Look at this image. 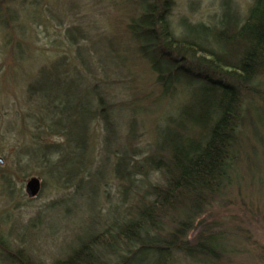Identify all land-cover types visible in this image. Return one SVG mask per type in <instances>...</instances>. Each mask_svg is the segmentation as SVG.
Returning <instances> with one entry per match:
<instances>
[{
  "label": "rangeland",
  "instance_id": "374dc122",
  "mask_svg": "<svg viewBox=\"0 0 264 264\" xmlns=\"http://www.w3.org/2000/svg\"><path fill=\"white\" fill-rule=\"evenodd\" d=\"M251 1L232 0L233 9L244 14ZM219 3L174 0L172 29L187 34L181 18L211 23ZM139 7L138 0H0V259L3 244L34 264H51L65 257L77 236L100 230L115 212L123 213L120 195L126 184L114 173V153L133 152L139 161L155 150L158 134L171 127L182 92L158 99L155 76L135 53L127 29ZM64 55L70 67L58 61L57 69H49L41 82L44 92L75 104L91 95L94 82L100 83L113 106L114 132L106 144L99 118L85 133L76 113L68 110L61 115L69 128L67 140L42 134L50 144L45 153L33 143L32 134L39 130L27 115L36 101L28 99L26 86L40 68ZM82 66L92 69L87 70L90 77ZM58 67L67 70L62 77ZM257 87L264 90V73ZM244 116L232 183L205 208L192 231L222 235V251H216L214 261L179 257V264H264V103L246 97ZM23 145L30 155L17 160L14 152ZM30 177L40 184L33 197L24 189ZM157 178L150 173L148 180ZM142 256L137 252L130 264H143Z\"/></svg>",
  "mask_w": 264,
  "mask_h": 264
},
{
  "label": "trees",
  "instance_id": "16d2710c",
  "mask_svg": "<svg viewBox=\"0 0 264 264\" xmlns=\"http://www.w3.org/2000/svg\"><path fill=\"white\" fill-rule=\"evenodd\" d=\"M138 1L139 11L127 27L134 51L154 74L158 99L178 92L182 98L171 127L158 134L154 151L139 161L132 158L133 152L114 153V173L126 184L120 195L123 213L115 212L100 230L77 236L65 257L51 264H130L137 252L143 254V264H179V257L214 261L221 250L222 235L192 231L201 224L198 219L205 208L232 183L246 97L264 103V90L257 87L264 73V0H252L244 14L233 9L232 0H220L219 13L211 23L181 18L180 27L186 25L187 34L171 27L174 0ZM54 61L40 68L26 86L28 99L36 101L27 115L39 130L32 134L33 143L46 153L50 144L43 142L42 134H60L67 140L69 128L62 124L61 115L73 110L78 128L85 133L99 118L108 144L114 132L113 106L106 101L104 88L94 82L91 95L85 94L84 101L75 104L49 98L41 86L47 71L57 69L60 62L69 63L65 55ZM83 69L89 76L91 68ZM98 69L105 72L106 68ZM59 70L61 77L67 72ZM45 110L52 113L42 114ZM14 154L19 160L30 155V148L20 146ZM41 158L46 159L44 153ZM150 173H156L159 181H149ZM129 195L133 201L127 204ZM1 249L0 264H34L3 244Z\"/></svg>",
  "mask_w": 264,
  "mask_h": 264
},
{
  "label": "water",
  "instance_id": "95a60500",
  "mask_svg": "<svg viewBox=\"0 0 264 264\" xmlns=\"http://www.w3.org/2000/svg\"><path fill=\"white\" fill-rule=\"evenodd\" d=\"M39 187V180L36 177H31L25 183V192L29 197H33L38 192Z\"/></svg>",
  "mask_w": 264,
  "mask_h": 264
}]
</instances>
